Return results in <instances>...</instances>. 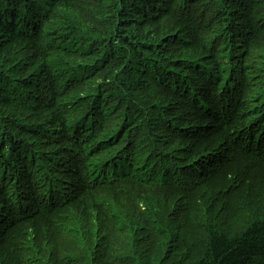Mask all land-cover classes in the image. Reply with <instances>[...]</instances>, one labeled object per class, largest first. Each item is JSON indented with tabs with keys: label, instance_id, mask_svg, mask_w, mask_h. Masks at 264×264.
<instances>
[{
	"label": "trees",
	"instance_id": "trees-1",
	"mask_svg": "<svg viewBox=\"0 0 264 264\" xmlns=\"http://www.w3.org/2000/svg\"><path fill=\"white\" fill-rule=\"evenodd\" d=\"M263 60L264 0H0V264H264V205L202 192L264 149Z\"/></svg>",
	"mask_w": 264,
	"mask_h": 264
},
{
	"label": "rangeland",
	"instance_id": "rangeland-1",
	"mask_svg": "<svg viewBox=\"0 0 264 264\" xmlns=\"http://www.w3.org/2000/svg\"><path fill=\"white\" fill-rule=\"evenodd\" d=\"M206 6L208 7V4ZM257 30L255 32V41L259 40L258 37L261 35ZM260 66H264V63L260 64ZM257 89L256 87H252L249 90H244L242 94L246 97L249 92H253ZM98 143L96 146L97 151L95 153L100 154L96 157L100 162H106V158L104 157L108 153V160L112 161L120 158L122 153L120 147L115 145L113 149L106 151V147L98 146ZM252 148L254 149V152H252ZM260 150H262V154L259 155ZM241 152L245 155L242 156ZM216 160L219 166L210 168L208 179L211 183H209L208 188L203 189L202 192L212 193L213 191L215 194L217 193L226 196V201L229 203L228 207L234 212L231 217L232 219L235 218L236 222H239L236 223L238 227L245 221L247 223L248 221L251 222L254 217V212L262 213L261 208L264 205V149L257 145L248 146L246 143L243 151L237 146H234L228 156H225L224 163L221 156L216 157ZM146 168L147 171L148 166ZM159 197L162 199L163 195H159ZM210 200V206H207L206 203L204 204V212L193 207L198 214L192 215L193 222L189 224H191L194 229L197 228V220L199 224V221L204 219L205 222H202L201 220V226L210 227L211 224L218 223V221L215 222L217 216L223 215V217H225L231 213L226 205V201H223L221 204H224V206H221L218 209V207H216L217 205L214 204L216 202L215 199L210 197ZM178 201L180 200H177V202ZM172 202L166 204L171 207ZM246 203L249 205H246ZM210 207L212 208V212ZM214 211L217 216L214 215ZM237 213L238 215L235 217ZM201 230L202 229L199 231ZM197 246L199 247L198 244ZM186 256L188 257V254H186Z\"/></svg>",
	"mask_w": 264,
	"mask_h": 264
},
{
	"label": "clouds",
	"instance_id": "clouds-1",
	"mask_svg": "<svg viewBox=\"0 0 264 264\" xmlns=\"http://www.w3.org/2000/svg\"><path fill=\"white\" fill-rule=\"evenodd\" d=\"M238 146H239L238 148H239L241 151H243V148H244V146H245V143H244V142H241V143H239ZM252 151L254 152V149H252ZM260 152H261V154H262V151H261V150H260ZM260 152H259V155H260ZM241 155L244 156L245 154H243V152H241Z\"/></svg>",
	"mask_w": 264,
	"mask_h": 264
}]
</instances>
